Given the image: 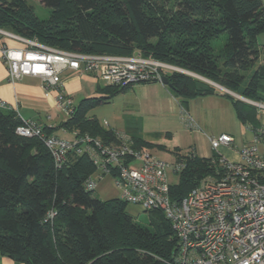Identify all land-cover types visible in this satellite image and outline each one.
Returning a JSON list of instances; mask_svg holds the SVG:
<instances>
[{
	"label": "trees",
	"instance_id": "obj_1",
	"mask_svg": "<svg viewBox=\"0 0 264 264\" xmlns=\"http://www.w3.org/2000/svg\"><path fill=\"white\" fill-rule=\"evenodd\" d=\"M37 1L49 8L47 18L27 0H0V28L66 51H139L264 104V65L256 66L262 0ZM167 76L166 86L182 103L216 92L210 82L180 71ZM131 87H104L109 96L83 99L59 127L118 141L121 133L88 113ZM226 95L240 121L256 132L258 107ZM22 122L15 108L0 104V254L25 264H171L178 241L162 211H149L147 225L133 218L120 197L94 196L95 189L86 186L97 171L91 159L70 150L58 167L41 138L17 133ZM43 129L52 134V127ZM142 146L137 140L136 147ZM218 160L195 149L179 156L185 166L180 184L172 185L173 196L182 198Z\"/></svg>",
	"mask_w": 264,
	"mask_h": 264
},
{
	"label": "built area",
	"instance_id": "obj_2",
	"mask_svg": "<svg viewBox=\"0 0 264 264\" xmlns=\"http://www.w3.org/2000/svg\"><path fill=\"white\" fill-rule=\"evenodd\" d=\"M0 36L20 41L25 47L0 44L2 59L10 79L26 75L41 79L47 94L61 85L68 69L85 71L108 85L129 87L149 81H162L163 75L180 68L146 57L136 51L130 55L85 54L44 45L0 28ZM57 103L70 115L74 104L59 94ZM264 109V104L255 102ZM2 106L8 107L0 99ZM191 128L192 117L186 116ZM17 133L39 137L61 167L70 150L87 155L97 171L86 181L87 189L97 187L98 178L111 176L120 198L145 211L160 210L168 218L177 236V252L171 264H264V127L254 132L251 144L240 150L241 160L230 161L218 155L213 172L204 176L182 198H175L168 171L180 173L185 163L170 164L156 158L121 134L118 141L105 142L89 134L66 139L47 134L33 119L23 118ZM228 134L211 137L214 149L229 145Z\"/></svg>",
	"mask_w": 264,
	"mask_h": 264
},
{
	"label": "crops",
	"instance_id": "obj_3",
	"mask_svg": "<svg viewBox=\"0 0 264 264\" xmlns=\"http://www.w3.org/2000/svg\"><path fill=\"white\" fill-rule=\"evenodd\" d=\"M262 1L264 3V0ZM2 43L10 47H25V44L20 41L0 36V44ZM258 43L260 55L256 66L264 65V32L258 35ZM61 78V85L52 89L49 94H47L46 89L42 86L39 77L26 75L20 80L12 81L8 67L2 59L0 51V99L6 102L8 106L15 108L23 118L33 119L43 127H52V134L71 139L75 132L64 127H59L61 122L69 117V114L58 105V95L64 94L70 97L75 107L88 97L109 96L110 93H106L104 90V87L109 85L83 70L77 72L68 69L62 73ZM210 83L216 87L215 93L192 97L183 103L160 81L134 85L129 91L124 92L126 100L120 102L121 108L119 109L120 116L123 118V127L120 130H115L121 134H128L129 130L137 129V127H131L128 124L133 121H126L128 119L123 117L126 114L136 116V124L138 121H141L142 125L156 124L160 121L170 120V118H179L190 129L198 131V133L199 131L203 132V134H198L199 139H197L194 145V149L198 155L202 157L219 155L230 161H240V150L243 146L252 143L254 131L251 125H245L251 131V137L247 140L242 138L240 126L244 124L236 113L232 99L226 95L228 93L232 96L235 95V98L241 99L236 95L238 93L217 83L215 84L211 81ZM119 93H115V97H118ZM242 97L248 99L244 96ZM258 109L259 114L260 108L258 107ZM60 111H65L66 117L62 121H57ZM186 116L193 118L196 128H191L188 125ZM259 119V128H262L264 127V110L262 117ZM222 134L232 136L234 141L229 145H221L217 150L212 147L213 149L209 153L201 150L200 145L203 146L205 142H210L211 137H219ZM0 264L25 263L0 254Z\"/></svg>",
	"mask_w": 264,
	"mask_h": 264
},
{
	"label": "rangeland",
	"instance_id": "obj_4",
	"mask_svg": "<svg viewBox=\"0 0 264 264\" xmlns=\"http://www.w3.org/2000/svg\"><path fill=\"white\" fill-rule=\"evenodd\" d=\"M27 1L35 8L36 13L40 17L47 18L50 15L49 8L41 4L40 1ZM195 77L199 78L197 76ZM129 90L130 89L127 91ZM119 94H117L119 95L118 97H115L114 95L108 103H102L91 108L88 115L90 117H97L105 128L116 130L122 129L123 118L120 116L119 109L121 108L120 102L126 100V97H124V92ZM263 110L264 109H260V113L258 114L259 118L262 117ZM126 115H122L125 119H128L126 121H133L128 124L131 125V127H137V129L128 131L129 133L127 135L131 137V143L136 146L135 144H137V140L141 143L143 142L144 146L141 148L149 151L152 156L162 159L170 164H175L178 161L179 156L188 155L194 149L197 139H199L198 134H203L202 131H199L198 133V131L190 129L179 118H170V120L160 121L156 124L142 125L141 121H138L136 124V116L132 114ZM65 117V111H60L57 121H62ZM240 130L243 139H250L251 131L245 125H241ZM200 146L202 151L208 153L213 149L211 143L208 141L207 143L205 142L203 146ZM168 177L171 185H179L181 172L174 173L172 169H169ZM97 183V187L93 192L94 196L103 200H109L120 196V191L116 187L111 176H104L102 179L98 178ZM127 209L136 221L147 225L149 224V221L152 218L151 212H147L142 207L135 204H129Z\"/></svg>",
	"mask_w": 264,
	"mask_h": 264
},
{
	"label": "water",
	"instance_id": "obj_5",
	"mask_svg": "<svg viewBox=\"0 0 264 264\" xmlns=\"http://www.w3.org/2000/svg\"><path fill=\"white\" fill-rule=\"evenodd\" d=\"M179 71L180 72H183V73H186V74H189V75H192V76H197V77H199V78H201V79H203V80H205V81H208V82H210L209 80H207L206 78H203V77H200L199 75H196V74H194V73H192V72H190V71H187V70H184V69H179ZM163 84H165V85H167L168 83H169V77L167 76V75H163L162 76V81H161ZM216 84V83H215ZM233 93V92H232ZM239 98H241V99H244V100H246L247 102H249V103H251V104H254V105H257L254 101H251V100H248V99H245V98H243L242 96H240V95H238V94H236Z\"/></svg>",
	"mask_w": 264,
	"mask_h": 264
}]
</instances>
